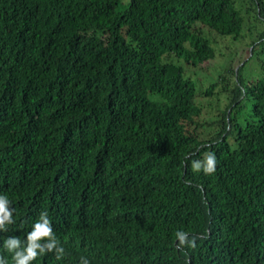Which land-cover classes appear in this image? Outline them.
Returning a JSON list of instances; mask_svg holds the SVG:
<instances>
[{
	"label": "trees",
	"instance_id": "trees-1",
	"mask_svg": "<svg viewBox=\"0 0 264 264\" xmlns=\"http://www.w3.org/2000/svg\"><path fill=\"white\" fill-rule=\"evenodd\" d=\"M121 1L0 0V195L15 210L0 255L12 264L4 240L46 211L65 256L34 264H264V62L253 80L246 61L226 70L208 119L175 64L215 57L200 26L240 36L237 1ZM253 6L249 58L264 52ZM205 152L212 175L191 167Z\"/></svg>",
	"mask_w": 264,
	"mask_h": 264
},
{
	"label": "rangeland",
	"instance_id": "rangeland-1",
	"mask_svg": "<svg viewBox=\"0 0 264 264\" xmlns=\"http://www.w3.org/2000/svg\"><path fill=\"white\" fill-rule=\"evenodd\" d=\"M236 1L242 11L241 13L243 14L245 22L241 34L237 39H233L232 37H221L206 27L200 26L204 36L212 43V47L215 50V57L197 67L185 66L181 61H175L176 65L182 67L184 75L190 77L195 82L197 99L203 105V113L207 116V119L210 115L215 114L217 110H222L226 105L224 95L221 93V86L224 81L228 80L230 82L232 80V74L226 71L228 68L235 70L243 61H246L240 73V76L244 80H253L262 74L260 65L264 62V52L254 53L252 57L249 58L251 55L250 40H252L255 37L254 35L258 32V23L252 18L254 8L253 0ZM121 2L122 4H126L128 0H122ZM259 24L261 23L259 22ZM255 26L257 28H255ZM253 28H255V30H253ZM222 78L224 80H221ZM214 84L215 86L212 89L214 97L211 98L215 103L209 99L210 97L201 96V94L203 95V93ZM242 115H244V113Z\"/></svg>",
	"mask_w": 264,
	"mask_h": 264
},
{
	"label": "clouds",
	"instance_id": "clouds-1",
	"mask_svg": "<svg viewBox=\"0 0 264 264\" xmlns=\"http://www.w3.org/2000/svg\"><path fill=\"white\" fill-rule=\"evenodd\" d=\"M194 172H203L212 175L216 171L217 158L214 152H205L203 159L192 161ZM6 195H0V232H7L8 226L15 223L13 219L14 209ZM175 237L178 240L177 247L196 249L197 237L186 231H177ZM7 253L11 254L12 264H34L39 258L48 253H54L56 260H62L65 256V248L57 240L52 227V221L46 211L41 212L39 219L33 224L32 230L25 240L15 236L7 237L2 245ZM0 264H9L7 257L0 255ZM80 264H89L87 258H81Z\"/></svg>",
	"mask_w": 264,
	"mask_h": 264
}]
</instances>
